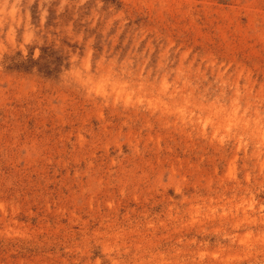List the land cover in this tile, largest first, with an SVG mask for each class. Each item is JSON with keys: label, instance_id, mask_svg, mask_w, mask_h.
<instances>
[{"label": "rangeland", "instance_id": "rangeland-1", "mask_svg": "<svg viewBox=\"0 0 264 264\" xmlns=\"http://www.w3.org/2000/svg\"><path fill=\"white\" fill-rule=\"evenodd\" d=\"M0 2V264H264V0Z\"/></svg>", "mask_w": 264, "mask_h": 264}, {"label": "bare ground", "instance_id": "bare-ground-1", "mask_svg": "<svg viewBox=\"0 0 264 264\" xmlns=\"http://www.w3.org/2000/svg\"><path fill=\"white\" fill-rule=\"evenodd\" d=\"M3 2V1H2ZM6 2V1H5ZM1 3V2H0ZM4 4V3H3Z\"/></svg>", "mask_w": 264, "mask_h": 264}]
</instances>
